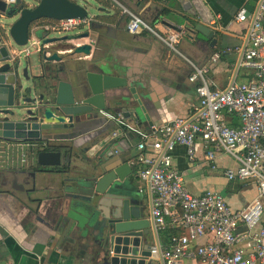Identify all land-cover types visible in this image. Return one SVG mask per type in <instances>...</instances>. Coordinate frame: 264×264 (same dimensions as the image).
I'll list each match as a JSON object with an SVG mask.
<instances>
[{
	"label": "crops",
	"instance_id": "1",
	"mask_svg": "<svg viewBox=\"0 0 264 264\" xmlns=\"http://www.w3.org/2000/svg\"><path fill=\"white\" fill-rule=\"evenodd\" d=\"M23 1L26 6L32 7L38 0ZM172 1L176 0H81L86 6L94 3L91 5L97 10L96 14H90L93 18L90 26L78 28V34L88 31L90 37L70 39L76 35H62L59 38L67 36L68 39L44 43L47 55L56 52L61 57V60L52 61L49 65L63 68L64 72L62 70L60 75L67 81H73L75 71L85 78L86 72H97V65L107 64L114 68L109 73L114 88L109 91L126 93L128 86L135 87L141 102L139 125L132 120L128 122V112L107 111L105 117L93 120L88 129L82 128L64 137L66 147H71L72 141L78 145L88 132L91 133L87 136L93 138L90 145L110 136L113 142L111 154L131 162L140 134H148L153 126L159 127L176 117L192 118V105L198 101L195 84L189 81L194 65L209 66L206 80L210 88L221 89L232 82H246L251 77L252 71L241 64L251 20L240 23L235 21V17L237 12L246 8L254 13L260 0H183L185 11L177 4L180 14L188 16L193 28L197 25L204 31H207L205 28L214 30L209 38L196 29L198 44H194L185 33L174 48H169L147 30H138L134 34L126 30L132 14L160 31L165 29L161 20L169 26H184L179 13L168 9ZM158 13L162 14L160 21H153L152 17ZM14 19L8 22L0 19V27L10 25ZM47 21L31 25L30 40L43 42L52 38L49 37L52 32L40 28ZM6 43L10 44L9 41ZM87 43L91 44L88 54H72V46ZM11 49L19 54L22 47L11 46ZM221 50L225 53L211 63V54ZM34 54L35 59L31 58ZM22 55L29 68L28 74L31 77L42 76L41 52L32 49L29 55ZM76 99L79 100L78 97ZM224 118L229 126L239 125L232 115L224 114ZM51 137L52 143L58 144L60 140ZM3 150L0 154V264H109L107 255L95 241L92 228L93 220L108 215L106 204L78 205L81 225L78 231L71 229L72 233L63 236L67 224L62 206L63 189L68 190L71 183L60 180L57 173L62 172L66 177L74 164H79L73 156L76 149L62 151V163L53 167L39 166L34 150L25 143H6ZM171 156L172 166L182 175L185 186L192 194H201L206 190L220 192L233 210L246 206L256 194V186L251 181H228L225 178L223 170L235 166L227 154L217 153V168L211 169L199 140L193 162L187 160L185 147L179 144L175 145ZM68 159L71 166H68ZM229 159L231 163H227ZM15 171L19 173L16 176L18 185H14L16 188L11 183L14 177L11 173ZM136 182L139 188L142 183L137 179ZM140 194L144 216L151 218L147 188ZM239 229L245 227L239 226ZM144 237L152 247L163 246L167 241L165 234L157 230L149 229ZM149 264L161 262L150 256ZM181 264H196V260L184 258Z\"/></svg>",
	"mask_w": 264,
	"mask_h": 264
},
{
	"label": "built area",
	"instance_id": "2",
	"mask_svg": "<svg viewBox=\"0 0 264 264\" xmlns=\"http://www.w3.org/2000/svg\"><path fill=\"white\" fill-rule=\"evenodd\" d=\"M92 19L90 15L48 19L40 28L70 32L88 27ZM247 20L251 22L241 64L252 71L251 77L221 89L210 88L206 80L209 66L194 65L189 81L195 84L198 101L192 105V118L176 117L139 135L131 160L136 179L142 183L139 192L147 188L151 193L156 230L172 231L160 249L151 248V256L161 258L163 264H181L184 258L196 260V264H264V0L259 1L254 13L247 15L245 9L237 12L236 22ZM126 30L131 34L147 30L169 48L186 33L183 27L169 24L160 31L133 14ZM43 47L41 40L29 38L18 55L27 56L32 49L41 51ZM224 53L213 52L209 61L216 62ZM224 114L236 117L239 125L229 126ZM198 140L211 169L217 168V153L227 154L235 166L223 170L225 178L255 184L256 194L246 206L233 210L220 192L192 194L187 189L182 175L172 166L171 151L176 144L182 145L187 160L193 162ZM5 144L0 141V154Z\"/></svg>",
	"mask_w": 264,
	"mask_h": 264
},
{
	"label": "water",
	"instance_id": "3",
	"mask_svg": "<svg viewBox=\"0 0 264 264\" xmlns=\"http://www.w3.org/2000/svg\"><path fill=\"white\" fill-rule=\"evenodd\" d=\"M182 3L183 0L172 1L168 9L179 13L188 38L194 44L199 43L196 29L211 38L213 29L205 28L207 31H204L197 25L193 28L188 16L180 14L177 4L185 11ZM0 12L3 13V18H15L10 25L0 27V141L7 144H27L34 150L39 166H59L62 163V151L71 152L76 149L73 156L79 164H74L66 177L62 172L57 173L60 180L71 183L68 190L63 189L65 193L62 206L67 220L63 236L72 233L71 229L78 231L81 225L78 205L103 203L109 207L108 215L93 220L92 228L95 241L107 255L108 263L149 264L152 246L144 236L149 229L156 232V228L152 216H144L142 195L136 187L134 165L111 154L113 142L110 136L90 145L93 138L87 136L91 133L88 132L78 145L75 141L71 142V147L63 144L66 140L64 137L82 128L88 129L93 120L105 117L107 111L128 112V122L132 120L139 125L138 110L142 108L135 87L128 86L126 93L110 92L114 88V81L109 73L114 68L107 64L97 65L98 71L86 72L85 78L75 71L73 81H67L60 75L62 70L64 72L63 68L49 65L52 61L61 60V57L56 52L47 55L44 48L40 51L43 75L31 77L28 65L11 49V46L18 48L27 44L31 24L38 19L59 20L90 15L81 0H38L32 7L26 6L23 0H14L9 4L0 0ZM246 12L248 15L251 10L246 8ZM161 16L158 13L152 20L160 21ZM160 23L167 24L164 20ZM89 37V32L85 31L70 39ZM61 39L68 37L47 38L43 40V44ZM90 47L89 43L72 46V54H88ZM55 135L61 138H56ZM51 136H54V140H60L58 144L52 143ZM69 162L68 159L67 163ZM68 166H71L70 163ZM18 174L17 171L11 173L14 176L12 187L18 185ZM19 187L22 188L21 185ZM58 187L56 185L57 189ZM148 203L151 205L149 191ZM157 248L160 249V246ZM160 262L163 264L161 258Z\"/></svg>",
	"mask_w": 264,
	"mask_h": 264
},
{
	"label": "rangeland",
	"instance_id": "4",
	"mask_svg": "<svg viewBox=\"0 0 264 264\" xmlns=\"http://www.w3.org/2000/svg\"><path fill=\"white\" fill-rule=\"evenodd\" d=\"M28 1L34 2L33 0H28ZM76 1H78V0H76ZM91 4H94V3L88 4L87 5L88 6L87 9H88L89 14L94 15V14L97 13V10L94 9ZM1 19H3V21H5V22H8V21L11 20V19H7V18H1ZM42 21H40V22H42ZM62 35H78V29L77 28L76 29H73L70 32H60V33H57V32H54L53 33L52 32V33L49 34V37H59V36H62ZM31 58L35 59L36 58V55L35 54L34 55H31ZM21 59L24 60V56L22 54H21ZM227 163H231V160L229 159Z\"/></svg>",
	"mask_w": 264,
	"mask_h": 264
},
{
	"label": "trees",
	"instance_id": "5",
	"mask_svg": "<svg viewBox=\"0 0 264 264\" xmlns=\"http://www.w3.org/2000/svg\"><path fill=\"white\" fill-rule=\"evenodd\" d=\"M42 20H47L46 18H41V19H38V20H36V21H34V22H40V21H42ZM33 22V23H34ZM32 23V24H33ZM31 24V25H32ZM162 233H164L165 234V236L167 237V240H168V237L170 236V234H171V230H163V231H161ZM167 242V241H166Z\"/></svg>",
	"mask_w": 264,
	"mask_h": 264
}]
</instances>
